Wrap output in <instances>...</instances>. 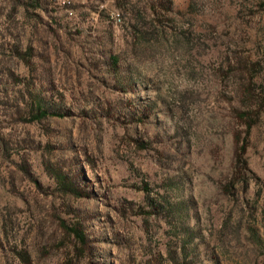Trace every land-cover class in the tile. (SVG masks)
Here are the masks:
<instances>
[{
    "label": "rangeland",
    "instance_id": "obj_1",
    "mask_svg": "<svg viewBox=\"0 0 264 264\" xmlns=\"http://www.w3.org/2000/svg\"><path fill=\"white\" fill-rule=\"evenodd\" d=\"M0 264H264V0H0Z\"/></svg>",
    "mask_w": 264,
    "mask_h": 264
},
{
    "label": "trees",
    "instance_id": "obj_2",
    "mask_svg": "<svg viewBox=\"0 0 264 264\" xmlns=\"http://www.w3.org/2000/svg\"><path fill=\"white\" fill-rule=\"evenodd\" d=\"M46 113L45 112H39V114H37L34 118V120H40L41 118L45 117ZM73 233H75V235L79 238V239H83V235L81 233H79L76 230H72Z\"/></svg>",
    "mask_w": 264,
    "mask_h": 264
}]
</instances>
